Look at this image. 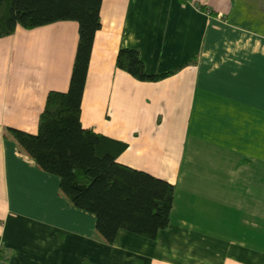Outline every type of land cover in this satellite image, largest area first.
<instances>
[{
  "label": "crops",
  "instance_id": "0c3cea01",
  "mask_svg": "<svg viewBox=\"0 0 264 264\" xmlns=\"http://www.w3.org/2000/svg\"><path fill=\"white\" fill-rule=\"evenodd\" d=\"M99 19L80 124L124 142L119 163L173 185L168 225L104 242L94 215L6 134L35 132L77 41L72 20L16 25L0 37L4 264H264V0H101ZM119 47L167 75L133 78L115 65Z\"/></svg>",
  "mask_w": 264,
  "mask_h": 264
},
{
  "label": "trees",
  "instance_id": "16d2710c",
  "mask_svg": "<svg viewBox=\"0 0 264 264\" xmlns=\"http://www.w3.org/2000/svg\"><path fill=\"white\" fill-rule=\"evenodd\" d=\"M100 1L0 0V37L11 34L16 25L29 29L60 20L77 24L66 90L46 92L35 132L12 127H6L5 132L39 169L58 177V192L72 206L94 215L95 231L104 242L111 243L118 229L154 239L168 225L173 185L119 163L116 157L126 144L80 124L88 58L94 32L100 26ZM115 65L141 81L167 75L144 72L135 48L119 47ZM6 258L0 242V264Z\"/></svg>",
  "mask_w": 264,
  "mask_h": 264
}]
</instances>
